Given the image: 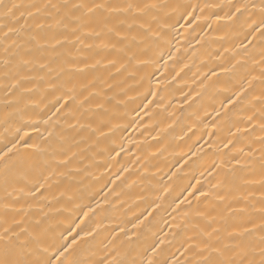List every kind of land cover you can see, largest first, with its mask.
<instances>
[{
	"label": "bare ground",
	"instance_id": "bare-ground-1",
	"mask_svg": "<svg viewBox=\"0 0 264 264\" xmlns=\"http://www.w3.org/2000/svg\"><path fill=\"white\" fill-rule=\"evenodd\" d=\"M240 2L179 0L192 6L191 15L169 21L174 27L164 29L155 55L149 52L150 76L141 79L145 73L138 70L108 79L116 100L106 116L107 138L73 147L82 157L75 167L82 170L52 175L47 199H21L15 207L23 205L25 212L9 211L8 222L22 219L31 226L41 219L67 242L76 232L89 233L73 257L82 264L114 258L196 264L200 231L223 207L218 194L232 203L247 197L258 220L252 205L260 207L264 192V40L248 35L243 18L228 19L230 5ZM6 99L0 91V148L19 141L13 171L33 179L48 175L56 142L50 146L43 138L51 127L46 121L56 119L53 97L37 94L27 106ZM3 188L0 169V198Z\"/></svg>",
	"mask_w": 264,
	"mask_h": 264
},
{
	"label": "snow or ice",
	"instance_id": "snow-or-ice-1",
	"mask_svg": "<svg viewBox=\"0 0 264 264\" xmlns=\"http://www.w3.org/2000/svg\"><path fill=\"white\" fill-rule=\"evenodd\" d=\"M189 7L179 0H0V91L7 98L5 102L27 106L37 94L50 95L56 116L46 121L51 127L43 138L50 146L56 142L48 175L41 173L39 179H33L25 171H13L11 160L19 141L0 148L4 181L0 264H82L73 257L89 233L81 236L76 232L67 242L63 233L57 235L41 219L29 226L22 219L13 218L9 223L7 214L25 212L23 205L15 207L21 199L46 200L52 175L82 170L75 167L82 157L78 159L73 147L81 142L98 145L101 137L107 138L106 116L116 100L109 95L113 85L108 79L125 73L135 76L138 70L145 73L141 79L150 76L148 68L154 61L149 52L155 55L165 39L164 29L174 27L170 20L178 17L179 22L191 15ZM230 9L234 11L226 14L229 20L243 18L248 35L255 38L259 33L264 40V0H241ZM220 19L223 17L217 16ZM252 119L250 116L248 121ZM259 126L264 132V111ZM260 139L264 143V136ZM25 146L42 150L36 144ZM61 168L67 172H59ZM260 183L264 187V179ZM217 198L223 207L200 231L196 264H264V192L260 207L252 205L259 213L258 220L249 211L247 197H239L236 203L219 194ZM32 207L28 205L29 210ZM102 264L124 261L114 258Z\"/></svg>",
	"mask_w": 264,
	"mask_h": 264
}]
</instances>
